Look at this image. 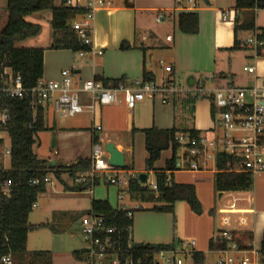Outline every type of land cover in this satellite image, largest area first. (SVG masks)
I'll use <instances>...</instances> for the list:
<instances>
[{
  "label": "crops",
  "instance_id": "obj_1",
  "mask_svg": "<svg viewBox=\"0 0 264 264\" xmlns=\"http://www.w3.org/2000/svg\"><path fill=\"white\" fill-rule=\"evenodd\" d=\"M57 1L56 6H60L61 3ZM202 1L203 3L200 0H194L193 4H190L186 0L178 7L176 0H133L134 7L131 9L123 5L97 11L94 15L90 42L96 51L103 52L102 56L88 55L85 58L80 57L81 61L77 62L76 54L67 50L56 51L58 55L53 57L50 55L52 50H48V46L44 55L43 81L59 82L61 72L71 69L74 80L79 85L96 78L109 81L125 79L126 82L132 83L144 80L146 71L153 76V82L158 86L169 80L186 88L185 83L189 84L193 80V84L202 81L210 90L224 87L249 88L257 86L264 88V58L256 57L255 53L246 46V41L255 37L256 33L240 31L236 36L235 20L229 22L222 20L223 12L235 10L236 0ZM263 11L243 10L239 12L237 18L240 24L249 23L254 18L255 27L257 29L264 28V14H261ZM187 12L198 15L199 31L197 34L188 35L179 29V16ZM159 15H162L164 20L158 23L156 18ZM4 19L6 23L7 12ZM47 21L50 22L51 19L48 18ZM169 37L171 40H168ZM236 38L240 42V47L237 50H231L235 45ZM123 42H127L131 49L122 51L120 46ZM157 53L170 56V62H165L164 69L160 68L159 70L156 66L154 67L155 62L149 63L148 61V57L153 59ZM168 67L172 68V73L166 72ZM249 67L255 68L254 74L247 71ZM176 98L177 95L168 94L164 98L165 102L159 98L146 99L133 110L128 109L123 101L111 106L97 107L96 125H100L102 130L96 132L92 123L93 128L87 134L89 142L93 146V140L97 139L98 145L104 144L105 148L107 145L113 144L124 154L126 168L123 172L126 171L125 173L129 175L132 174L133 168L131 171L126 154L131 152V148L120 140V130L117 125L124 123L127 132L134 135L141 134L144 143L145 135L142 131L149 129L172 130L176 128L180 131L179 133L194 129L200 133L208 134L212 130L209 128V122L206 125L197 121L192 128L184 129L176 127L175 115L168 117V115L159 114V109L154 101L159 100L163 109L168 110ZM81 100L85 105L89 103V98L85 95L81 96ZM202 100L210 101L205 98L197 100L194 110L199 108L198 105ZM52 106V103H49L44 108V123L46 112ZM104 108H108L106 116H104ZM121 111L125 112L124 117L117 119L118 115L121 116ZM212 115H215L213 106ZM172 126L173 128L170 129L169 127ZM201 129L208 130L202 132ZM61 134L65 139L83 133L79 132L77 128H69ZM91 156L77 158L74 163L79 159L91 160ZM168 160H166L164 168ZM58 166L60 165L57 164ZM163 169H154L155 175ZM256 176H258V180L253 183V187L249 191L218 192L219 199L226 196L227 202L224 207L218 210L219 219L216 222L215 232H217L216 235L223 232H252L254 234L253 247L260 251L264 233V172ZM117 189V206L113 207L109 204L115 210L124 209L133 213L132 240L135 244L172 245L179 241L176 236L178 229L175 226L177 222L174 213L149 211L135 215L136 211L144 212L143 207L140 205L130 208L121 206L122 189L119 187ZM131 199L136 198L131 196ZM215 239L216 236L214 238L211 236L208 248L205 251H199L207 252L211 241Z\"/></svg>",
  "mask_w": 264,
  "mask_h": 264
},
{
  "label": "built area",
  "instance_id": "obj_2",
  "mask_svg": "<svg viewBox=\"0 0 264 264\" xmlns=\"http://www.w3.org/2000/svg\"><path fill=\"white\" fill-rule=\"evenodd\" d=\"M193 4L194 0H187ZM215 1V0H212ZM117 4H124V0H66V6L75 9H86L87 13L74 19L70 23L79 41L89 46L88 52H79L81 58L88 55L102 56V51H96L90 42L93 31L94 15L99 10L113 9ZM193 8L195 6L193 5ZM185 10H190L184 8ZM239 11H226L222 14V20L229 22L235 20ZM164 17L159 15L156 22H162ZM168 40H171L169 37ZM257 57V50L263 46L257 37L246 41ZM250 74L255 73L254 67H249ZM167 73H172V68H166ZM190 93L201 99L210 100L215 109L216 128L208 134L201 133L197 137L178 133L175 140L179 144L183 154L176 161V172H208L209 162L214 164L217 173L248 174L252 177L264 172V88L261 87H224L215 90L206 88L202 81L196 82L190 88H183L166 80L158 86L153 81L126 82L118 87H105L102 82L94 79L85 81L81 85L76 84L72 71L61 72L59 82L38 83L32 90H25L20 75H16L11 68H3L0 77V104L1 97L24 100L30 98L32 111V127L37 122L38 112L44 110L47 104L52 103L56 112L61 117H74L87 113L92 116L95 131L102 130L96 125L97 107L111 106L120 103L123 96L125 106L133 110L139 103L146 99H163L168 94L179 95ZM58 95L57 98L55 96ZM89 98L87 105L82 103L81 96ZM195 103L193 108L196 107ZM9 118L6 110L0 107V199L10 197L14 188L11 182L5 181L4 175L12 170V139L8 131ZM9 138V145L7 144ZM179 149V150H180ZM109 159L106 148L93 145L91 162L92 166L88 173L82 175L79 184L92 188L96 179H105L109 185L121 189H129L130 180L133 177L116 169L106 162ZM226 159L224 170L217 168L219 159ZM10 161L11 169L5 168L6 162ZM125 174V175H124ZM43 183H50L49 176ZM37 185L39 182H33ZM152 191L158 190L157 184L151 185ZM123 199V196L120 197ZM125 211L124 209H122ZM133 213L128 211V217L132 219ZM81 233L87 245L85 260L82 264H141L140 258L135 259L138 251L126 254L117 247L119 242L118 228L110 226L104 217L88 214L81 220ZM216 245L207 252L197 249L194 241H177L172 249L154 253L155 264H261L260 251L256 249L242 250L233 239L232 232H223L215 239ZM132 242V240H131ZM220 242V243H219ZM224 244V245H223ZM161 261V262H160ZM3 264H12L11 257H5Z\"/></svg>",
  "mask_w": 264,
  "mask_h": 264
},
{
  "label": "trees",
  "instance_id": "obj_3",
  "mask_svg": "<svg viewBox=\"0 0 264 264\" xmlns=\"http://www.w3.org/2000/svg\"><path fill=\"white\" fill-rule=\"evenodd\" d=\"M57 0H7L6 12L7 21L0 30V77L3 68H11L16 75H20L25 90H32L44 79V55L46 49L21 48L19 44L36 38L40 35L41 27L30 24L26 18L41 12L49 11L52 14L50 24L54 31V43L49 50H67L74 54L88 52L89 46L79 41L77 35L71 31L70 23L87 13L86 9H75L66 6V0L56 6ZM186 0H176L178 7ZM124 7L133 8V0H124ZM235 10H264V0H236ZM179 29L181 32L194 35L199 31L198 15L187 12L179 16ZM235 35L242 32L256 33L258 41L263 46L257 50V57L264 58V28L255 27L254 18L246 24H240L235 19ZM240 42L235 40L231 50H237ZM122 51L130 50L127 42L120 46ZM105 87H118L125 84V79L103 80ZM144 82L153 81V76L144 72ZM199 96L193 97V105L200 100ZM0 107L7 111L9 118L8 131L12 139V170L4 175L5 181L11 182L14 192L10 197L0 199V264L5 257H11L12 264H53L49 252H28V235L46 225L32 226L29 224V217L33 212L38 198L47 191V185L43 183L45 177L53 173L57 179L64 174H69L76 182L80 177L88 173L92 162L90 159H79L76 163L67 166L50 167L48 162L40 161L33 153L35 137L44 131V110H40L37 122L30 127L32 122V111L30 109V98L18 100L1 97ZM145 135V146L148 153L146 160L147 171H155L154 167L160 160L163 152L171 150L172 157L167 161L166 167L156 173V184L158 190L150 191L147 184L142 185L137 178L130 180L128 193L141 200L159 204L153 211L174 213V205L178 202H185L190 210L198 216L203 213L195 187L192 185H178L173 182V175L176 173L175 164L177 153L180 149L175 137L180 131L149 129L142 131ZM191 137H197L201 133L191 129L181 131ZM98 140H93V145ZM226 159H219L217 168L224 170ZM171 178V180H170ZM39 182L35 185L33 182ZM99 185L96 179L92 187ZM253 187V177L248 174L217 173L215 176V189L217 192H246ZM90 187L80 184L74 189L83 192ZM89 214L104 217L110 226L118 228L119 242L117 247L126 254L121 257L124 260L128 253L138 251L135 259L140 258L141 264H155L154 253L173 248V245L135 244L132 240L133 219L128 217V211L115 210L108 201L93 200ZM233 239L242 250H252L254 245V234L252 232H232ZM132 240V242H131ZM216 241H211L210 248H213ZM220 243V242H219ZM224 245V244H223ZM128 252V253H127ZM260 262L264 264V233L260 249ZM74 258L81 264L85 260V252H75Z\"/></svg>",
  "mask_w": 264,
  "mask_h": 264
},
{
  "label": "rangeland",
  "instance_id": "obj_4",
  "mask_svg": "<svg viewBox=\"0 0 264 264\" xmlns=\"http://www.w3.org/2000/svg\"><path fill=\"white\" fill-rule=\"evenodd\" d=\"M61 1L58 0L57 2L61 3ZM80 1L83 3L84 0ZM200 1L203 3L202 0ZM6 6L7 0H0V30L5 24ZM121 6L123 5L117 4V7ZM261 14H264V11ZM48 18H52V14L49 11L37 13L26 18L28 23L39 25L41 32L38 37L19 44V47L46 49L49 46L50 48L52 46L50 44L54 43V31L50 22L47 21ZM50 55L57 57L56 55L58 54L55 50H52ZM75 58L79 62L80 57L78 53ZM159 60L163 63H159ZM148 61L149 63L155 62L154 67L156 66L160 70V68L164 69L165 62H170V56L157 53L153 59L148 57ZM67 71H71V69ZM185 85L186 88L189 87L188 83H185ZM57 97L58 95L55 96V98ZM120 99L123 101V96ZM154 102L159 109V114L162 116L168 115V117H173L175 115L174 123L176 122V127L189 129L198 121L206 125L209 122V128L212 130L216 128L215 115H212V103L210 101L202 100L198 105L199 108L196 110L193 109V95L190 93L177 95V98L173 101L174 104L168 110L163 109L159 100ZM52 105L46 112L44 131L38 133L35 137V144L33 146L34 155L40 161L48 162L49 165L51 162H55L60 166L71 165L77 158L91 156L93 146L89 142L87 134L93 128L91 122L92 116L83 113L74 117L64 118L55 112V106L54 104ZM107 109L104 108V116H106ZM124 111L126 112V110ZM125 112L121 111V116L118 115L117 119H121L122 116L124 117ZM165 118L167 119V117ZM117 126L120 130V140L127 147L131 148V152L126 154L127 163L131 167V171L133 168L132 174L130 173L129 176L138 179L141 174L148 175L147 186L152 191L150 186L156 184V175L154 171L152 173L147 171L146 160L148 153L145 149L143 136L127 132L124 123ZM69 128H77L83 134L69 136L64 139L61 133ZM169 128L171 129L173 126ZM208 129L201 130L202 132H206ZM54 139L55 147L53 146ZM7 144L9 145V138H7ZM104 146V144L101 145V148L104 149ZM182 154L183 150L180 149L177 153V160L181 158ZM171 157V150L163 152L154 169H163L166 160ZM104 160L109 162L107 157ZM5 168L11 169L10 161L7 160ZM207 171L191 173L176 172L173 177L175 184L192 185L195 187L197 198L203 210L202 215L198 216L190 210L185 202L177 203L174 210L177 222L175 226L178 229L176 236L180 241L187 243L194 241L197 249L201 251H205L208 248L211 236L212 238L218 237L216 235L217 232H215L216 222L219 219L218 210L224 207L227 202L226 196L219 199V193L215 189L216 169L212 162L208 163ZM49 179L50 183L47 185V191L39 196L37 204L29 217L30 225H46V227L39 228L28 235L27 251L49 252L52 256L53 264H81L74 258L75 252H85L87 247L81 233V220L91 211L93 200H109L108 202L113 207H116L118 189L115 186L107 184V177L100 179L98 186L89 188L83 192L74 190L79 188L80 184L70 175H63V178L59 180L51 173L49 174ZM256 180H258V176L253 177V183ZM122 196L121 206L130 208L140 205L143 207L144 212L136 211L135 215L153 211L154 206H159V204L142 202L136 199L132 200L131 195L124 189H122Z\"/></svg>",
  "mask_w": 264,
  "mask_h": 264
},
{
  "label": "water",
  "instance_id": "obj_5",
  "mask_svg": "<svg viewBox=\"0 0 264 264\" xmlns=\"http://www.w3.org/2000/svg\"><path fill=\"white\" fill-rule=\"evenodd\" d=\"M193 83V80H191V82L189 83V87H192L194 85ZM53 146L55 147V139L53 140ZM106 152L109 155V163L112 167L121 170H124L126 168L124 154L116 149L113 144L107 145ZM50 167L56 168L57 164L55 162H51ZM138 180L142 185H146L148 183V175L141 174L139 175Z\"/></svg>",
  "mask_w": 264,
  "mask_h": 264
}]
</instances>
